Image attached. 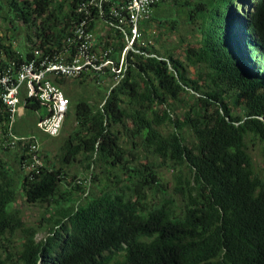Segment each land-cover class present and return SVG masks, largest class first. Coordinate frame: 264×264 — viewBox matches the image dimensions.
I'll use <instances>...</instances> for the list:
<instances>
[{
	"label": "trees",
	"instance_id": "16d2710c",
	"mask_svg": "<svg viewBox=\"0 0 264 264\" xmlns=\"http://www.w3.org/2000/svg\"><path fill=\"white\" fill-rule=\"evenodd\" d=\"M248 1L156 0L129 46V0H0V71L72 61L82 23L125 65L50 74L70 99L54 156L41 102L22 90L11 125L0 97V264H264V0L249 21Z\"/></svg>",
	"mask_w": 264,
	"mask_h": 264
},
{
	"label": "built area",
	"instance_id": "2783aa9c",
	"mask_svg": "<svg viewBox=\"0 0 264 264\" xmlns=\"http://www.w3.org/2000/svg\"><path fill=\"white\" fill-rule=\"evenodd\" d=\"M156 0H129L127 10L129 11V21L132 25V36L129 40V46L140 35L139 22L147 18L152 12L151 4ZM92 2V1H91ZM83 5L81 8H83ZM115 16L120 14L119 9L114 10ZM122 22V20H120ZM78 27L76 33L83 38L80 55H77L72 61H54L44 60L41 64H37L34 60L23 63L14 77L12 71H0V84L4 87L0 97L6 103L11 111V125L20 113L21 105L25 108V103L21 99V92L25 90L28 97L37 98L46 109V114L39 118L37 122L38 128L50 136L60 134L67 112L70 106V99L64 90L50 79L52 72L64 75L74 76L83 69L92 66L94 69L100 70L104 66L112 65L113 71L119 76L124 70V56L118 66L108 56L107 51L103 55L98 56L96 53H90L88 47L91 43V35L85 31L83 26ZM128 46V47H129ZM126 47V49L128 48ZM16 78V79H15ZM15 139L25 138L14 135ZM34 150L39 148L38 143L32 146ZM34 162L41 164L42 161L37 153L33 156Z\"/></svg>",
	"mask_w": 264,
	"mask_h": 264
},
{
	"label": "rangeland",
	"instance_id": "374dc122",
	"mask_svg": "<svg viewBox=\"0 0 264 264\" xmlns=\"http://www.w3.org/2000/svg\"><path fill=\"white\" fill-rule=\"evenodd\" d=\"M253 4H254V0L251 1L250 5H248V4L245 5V11H247V12L252 11L253 10V8H252ZM23 33H24L23 30H20L17 32L16 36L19 38V40H20V37L23 36ZM9 35H12V32H9ZM17 44H18V41H17ZM91 81H92V79L89 78L88 82H91ZM79 88H82L81 89L82 92L85 91L83 86H80ZM64 136H65V134L62 132L58 136H55L56 138H54V139H52V138L44 139L43 142L46 144V148H44V150L52 149V153H53L52 155L54 156L56 153V149H57L56 147H58V142H61V140H63L65 138ZM41 144H42V142H41ZM51 146H53V147L50 148ZM262 148H263V145H262V143L259 142V140L256 141V144H254L252 146V154H253V156H255L258 166H262V165L264 166V152H263ZM23 210H24L26 218L28 219L30 224H34L38 219H40V217L43 213V211H42L43 208H40L39 206H35V205H30V206L24 205ZM44 235H45V233L43 231H41L38 234V238H42Z\"/></svg>",
	"mask_w": 264,
	"mask_h": 264
},
{
	"label": "clouds",
	"instance_id": "9594fccd",
	"mask_svg": "<svg viewBox=\"0 0 264 264\" xmlns=\"http://www.w3.org/2000/svg\"><path fill=\"white\" fill-rule=\"evenodd\" d=\"M251 1L252 0H249L248 1V5H250L251 4ZM247 4H245V5H247ZM255 4H256V0H254V4H253V6H252V8H253V10L252 11H249V12H247V11H245V5L243 6V11H244V17H245V19L247 20V21H249V19H251V15H252V13L254 12V7H255ZM241 11V12H240ZM239 12L240 13H242V10H240Z\"/></svg>",
	"mask_w": 264,
	"mask_h": 264
},
{
	"label": "crops",
	"instance_id": "0c3cea01",
	"mask_svg": "<svg viewBox=\"0 0 264 264\" xmlns=\"http://www.w3.org/2000/svg\"><path fill=\"white\" fill-rule=\"evenodd\" d=\"M24 113H25V108L23 107V105H21V109H20L19 115H23Z\"/></svg>",
	"mask_w": 264,
	"mask_h": 264
},
{
	"label": "bare ground",
	"instance_id": "6f19581e",
	"mask_svg": "<svg viewBox=\"0 0 264 264\" xmlns=\"http://www.w3.org/2000/svg\"><path fill=\"white\" fill-rule=\"evenodd\" d=\"M121 73H122V72H121ZM121 73H120V74H121Z\"/></svg>",
	"mask_w": 264,
	"mask_h": 264
}]
</instances>
